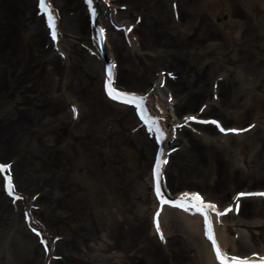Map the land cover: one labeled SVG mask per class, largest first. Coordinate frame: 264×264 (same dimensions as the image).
<instances>
[{
    "label": "rangeland",
    "instance_id": "1",
    "mask_svg": "<svg viewBox=\"0 0 264 264\" xmlns=\"http://www.w3.org/2000/svg\"><path fill=\"white\" fill-rule=\"evenodd\" d=\"M49 1L58 15L56 39L49 35L39 0H0V163L10 165L15 191L25 197L14 203L5 193L0 175V264L44 263L46 250L30 226L45 231L52 255L60 259L51 258L48 264H199L197 250L181 240L182 231L173 229L164 240L154 229L152 212L156 199L149 178L155 165L156 136L148 131L135 107L107 97L101 71L104 58L100 60L96 54L87 4L83 0ZM108 1L115 8L114 15L97 20L110 42L114 85L142 94L162 74L171 81L167 93L174 98L178 93L174 106L177 117L185 112L195 113L202 106L205 109L209 104L205 101L209 100L216 103V111L202 115L222 124V118L229 116L223 111L228 112L231 107L221 96L218 71L203 76L201 69L205 60H214L218 55L214 52L202 57L198 53L199 42L191 47L184 41L194 35L209 8L212 10L217 3ZM220 1L229 9L228 0ZM245 8L244 17L234 16V33L244 35L246 31L247 36L241 45L236 44L227 52L228 65L238 68L237 72L245 56L243 53V59L239 57L241 51L255 57L257 63L253 66L264 68V47L259 48L264 43V12L253 14ZM163 17L167 18L164 24L150 27L143 23L144 18L151 23ZM155 29L159 42L153 34ZM149 36L148 45L140 46L141 39L149 40ZM237 72L221 78L226 77L224 86L229 84V96L243 85ZM196 77L199 82L203 79L200 87L207 90V99L183 109L191 97L181 92L182 82L196 81ZM249 77V82L259 80L257 76ZM260 78L255 89L260 99L254 100L253 106L252 102L238 106L252 107L258 117L248 129L252 135L246 137L251 140L243 152L245 160H241L237 150L224 144L213 147L198 141L200 149L192 151L193 135L177 128V139L169 155L189 149L194 157L179 156L163 169V183L170 195L183 189L196 190L203 196L207 192L209 201L223 208L224 191H228L226 197L232 198L236 190L264 187V73ZM240 92L245 94L243 89ZM104 97L129 109L101 120L93 104ZM252 118L246 116L240 125ZM233 119L236 124L238 120ZM227 125L224 122L222 126ZM211 148L230 163L227 169L217 162L201 160L203 150ZM170 160V156L166 158V167ZM182 167L186 174L180 173ZM223 175L225 178L221 179ZM26 200L31 202L29 220L25 218ZM238 204V211L232 208L223 216L229 240L234 243L241 234L249 235L255 249H261L264 213L244 215L240 210L242 203ZM239 219L256 221L253 226L237 227Z\"/></svg>",
    "mask_w": 264,
    "mask_h": 264
},
{
    "label": "bare ground",
    "instance_id": "2",
    "mask_svg": "<svg viewBox=\"0 0 264 264\" xmlns=\"http://www.w3.org/2000/svg\"><path fill=\"white\" fill-rule=\"evenodd\" d=\"M217 1V2H216ZM48 2H50L48 0ZM212 2L217 3L216 6L212 8L207 12V15H205L202 18L201 25L197 28L196 32L190 39H185L186 45H190L193 47V44H196L197 42L200 43V48H199V54L202 57H206L211 53H216L218 57L216 56L214 60H205L203 62V66L201 67L202 69V75L204 76L205 73H214L216 70L218 71L217 79L219 80V90H222L221 96L224 97V101L227 103V107H231V110L228 112L223 111L224 113H228L227 118H222V122H228L229 125L223 126L226 129H240L241 131L238 132H222L220 131V127L217 125H212L211 123H199L198 121H185V117L187 116H197L198 120H205V121H211L215 120L211 116H203V114L206 113H212L215 112L216 110L214 109L216 104L214 101H209L207 99V90L203 89L202 86L204 84L203 79L199 82L200 79L196 77V81L186 83L182 82L184 86H182V93H188L189 96L191 97L187 105L183 106V109L186 108H191L195 106L200 99H205V102H208L209 104L205 109H203V106L197 110V112H185L183 113L180 117L176 116V111L174 110V106L177 104L175 99H177L178 93L175 96V98L169 93H167V85L171 84V81H169L167 78L164 77L162 74L158 76V78L154 79L152 84L148 86V88L142 93L139 94L142 97H144V110L146 111L147 117H144V121L149 124V121L155 119L156 123L155 124H150L147 126L148 131H150L153 135L159 134L155 130L157 126L162 130L164 133V138L161 139V146H158V154L162 156L163 159L166 158H171L170 162L168 163L167 167L165 164H162L161 170H160V176H162V171L164 168L170 167L169 165L171 164L172 161H175L179 156H185V157H194V153L191 152L189 149H181L180 151H176L172 153L171 155V147L174 145L176 142V134H177V128H182L183 130L185 129L186 131H189L193 136L191 138L193 144L191 145L192 151L200 149L198 144V141L201 144H209L212 145L213 147L217 146H222L223 144L229 148H233L241 154V160L244 159L243 152L245 150V146L249 143L251 139L246 138L252 135L248 129L252 128L253 123L257 122V113L253 112L252 107H238L239 104H249L253 102L256 99L259 98V94L255 92V89L258 88V86L261 83L262 75L264 73V68L262 69L259 64H255L257 66H253V63H257L255 60V57L248 53V52H239V57L243 59V53L245 54L244 56V61H243V66H241V70L238 72L236 69L238 68H233L228 65L229 63V58H227V52L230 48H232L234 45L239 44L241 45L244 42V38L246 35V31H244V35H238L237 33H234V28L235 24L237 21L234 19V16H242L244 17V12L242 10L243 7H246L245 9L251 10L252 13H256L259 11L264 12V0H228V6L226 9L223 5V3L220 0H205L206 5H211ZM90 10V14L93 13V16L96 12V24L93 25L94 27L100 26L103 28L101 25L100 20H97L98 17L100 16H113L114 15V10L115 8L113 5L110 3L108 0H93V3L91 5L88 4V2H85ZM51 4V2H50ZM52 12L54 15L55 19V24L57 25L58 21V15L53 8V5L51 4ZM93 9H95V12H93ZM246 11V10H244ZM210 12V13H209ZM210 19L213 21V23L210 22ZM91 20V19H90ZM165 21H167L166 17L159 18L158 21L154 20L151 23L147 21V18H144L143 23L149 24L150 27L154 23L157 25L159 24H164ZM92 22V20L90 21ZM148 22V23H147ZM208 22V23H207ZM113 23V22H112ZM92 24V23H91ZM114 24V23H113ZM115 26V24H114ZM169 26H173L172 23H169ZM93 27V35L96 38V33L95 29ZM238 28L236 29V31ZM157 30L155 29L154 31V36L157 37L156 40H161L159 36H157ZM124 33L127 34L126 29H124ZM152 33L150 34L153 35ZM104 43H105V48H104V55L101 53V51L97 48V57L101 60V57L104 58V62H113V54L110 46L109 39L107 38L106 32L104 31ZM149 36V40L141 39L140 46H147L149 41H151ZM154 38V37H153ZM159 38V39H158ZM177 41V40H174ZM183 43V42H182ZM127 48V46H124ZM264 47V43H261L260 49ZM133 51L136 52V48L133 47ZM195 50V49H194ZM102 54V56H101ZM263 60V58H262ZM262 62V61H261ZM262 65H264L262 63ZM235 69V70H234ZM105 70V64L103 63L101 65V71L103 74V78L105 80L106 74L104 72ZM233 72H237V74L240 73L242 76L241 85L242 87L240 88L245 90V94H241L240 90L233 92L228 95V89H229V84L227 86H224L226 82V77L224 79H221L223 76H226V74H230ZM253 76L255 78L256 76L259 78V80L255 82H249V79ZM107 79V78H106ZM115 79V77H114ZM252 79V78H251ZM165 80L166 83H165ZM180 81V80H179ZM253 81V80H252ZM252 83V85H251ZM116 87V86H115ZM118 88V87H116ZM119 89V88H118ZM121 91L127 92L125 90L119 89ZM238 90V89H237ZM247 95V96H246ZM263 98V95L261 94V99ZM244 100V103H243ZM228 101V102H227ZM97 106V112H98V117L103 120L104 118H107L110 116H116L119 115L118 110H124V109H129L128 107L118 105L113 101H110L109 99L107 100L105 97L104 99L100 100L96 104H93ZM202 109V110H201ZM243 110V111H242ZM116 113V114H115ZM248 115L253 116L252 119L249 120V122L245 125H240V121L242 119H245L246 116ZM236 118V124L234 123V119ZM218 121V120H216ZM220 122V121H219ZM223 123L220 125H223ZM256 127V126H255ZM253 127V128H255ZM247 131V132H246ZM246 132V133H245ZM246 138V139H245ZM233 139H240L237 143H233ZM159 140V138H158ZM72 141V139H70ZM73 142V141H72ZM163 148L164 154H160V149ZM232 149V150H233ZM205 151L204 153H200L201 155L199 156L201 160H208L209 162H217L218 165L223 166L224 168L227 169V166L230 165L228 161H224L222 159L221 154H219L215 148L211 149H206L203 150ZM155 153V152H154ZM214 153H217V155H214ZM222 153V152H220ZM226 153H228L226 151ZM219 154V156H218ZM236 161V157L234 158ZM3 164V163H0ZM165 166V167H164ZM186 168L182 167L180 170L181 174H186ZM9 172V169H8ZM180 174V175H181ZM154 176V177H153ZM225 176L223 175L221 179H224ZM156 179V172L154 171L149 178V181L151 182L152 185H154L153 180ZM4 181V180H3ZM12 182V181H11ZM220 182V181H219ZM163 184V183H162ZM13 185V182H12ZM14 188V186H13ZM166 188V187H165ZM15 191V190H14ZM167 191V188H166ZM260 193L264 192V187L260 188H255L253 190L249 189H240L236 190L233 192V197H226V194L228 191H224V201L225 204L223 208H220L217 204L209 201V198L207 197V192H204L203 196L201 195L198 191L193 190V189H183L175 193V198H180L183 199L184 202H187L189 204L194 203L192 202L193 196H184L185 193L188 194H193V193H199L203 198L205 203H213L216 205L215 210H208L209 218L211 220L213 232L215 235V239L218 243V245L221 248L222 253L227 254L230 252V248L233 249L234 251L230 252L233 256H240V257H247V258H252L254 260H261L264 259V247L261 249H255V245L251 243V238L249 235H244L241 234L239 236V239L235 241L234 243H231L229 240V235H228V227L226 226L224 219L220 216H217L219 212L223 211L224 209H234V212L236 210L235 205L237 203H242L241 205V212L243 211L244 215H255V214H263L264 213V196L260 195H251V196H242L243 198L239 197L240 199L237 198L238 193ZM21 196H24L23 194ZM255 196V197H254ZM155 199L156 202L154 203V210L152 212V220L153 216L156 213V210L158 208V203L160 200V197L157 196L155 193ZM30 200H26V208L27 211L30 212ZM184 209V210H183ZM182 211L175 209L173 207L169 206H163L162 207V212L159 215V224H160V231L163 232L164 238L169 237V234H171L173 229H179L182 231L184 236L181 238L182 241L188 243L189 246L192 248H195L197 251V257L199 258V264H222L216 259L217 254L213 249V243L210 237L208 236V224L205 222V217L203 216L202 213L196 211L195 209L192 210H186L183 208ZM256 221V220H255ZM255 221H247L243 219H239L236 223L235 226L237 227H242L246 226L248 227L250 224L253 226L252 223ZM248 222V223H247ZM154 221H152V224ZM248 224V225H247ZM258 224V222H257ZM155 225V223H154ZM207 228L206 231L204 229ZM41 231H43L41 229ZM154 232V231H153ZM45 234V231H43ZM155 233V232H154ZM46 237V234H45ZM187 239V240H186ZM165 240V239H164ZM191 241V242H189ZM163 242V241H162ZM47 246L49 248V254H52V249H51V244L47 243ZM244 254H240L239 252H246ZM217 257V258H216ZM44 263L43 264H48L50 259L49 256L44 257ZM58 260H60L58 258ZM58 262V261H57Z\"/></svg>",
    "mask_w": 264,
    "mask_h": 264
},
{
    "label": "snow or ice",
    "instance_id": "3",
    "mask_svg": "<svg viewBox=\"0 0 264 264\" xmlns=\"http://www.w3.org/2000/svg\"><path fill=\"white\" fill-rule=\"evenodd\" d=\"M88 4L91 5L93 3V0H87ZM40 3V7L47 13L48 16V23L49 25H51L53 32L52 35L55 37L56 36V24H55V19H54V15L52 12V8H51V4L48 2V0H39ZM93 12H95V9H93ZM100 33H101V40L104 39V29L101 28L100 29ZM108 92L110 96H113L114 99L117 100H125V102L129 103V104H136L137 107L141 110V115H143V109H144V97L142 96H136L135 93H130V92H124L121 90H118L116 88L113 87V83H112V71L111 69H109V79H108ZM202 110V109H201ZM185 121H198L199 123H211L214 125H217L220 127V131L222 132H238L241 131L240 129H226L224 128L222 125H220L219 121L216 120H211V121H205V120H198L197 116H187L184 118ZM150 124H155L156 120L153 119L151 121H149ZM155 130L157 132L160 133L159 138L163 139L164 138V133L162 132V130L159 128V126H157L155 128ZM160 154L163 155L164 154V150L163 148L160 149ZM162 162H166V161H157L156 165H155V170H156V194L157 196L160 197V199L168 204H173L176 206H179L181 208H185L186 210H192L195 209L196 211L200 212L203 214V216L205 217V222L208 224V236L210 237V239L212 240L213 246L216 249V254L217 257L223 262V264H264V259L261 260H253L247 257H240V256H227V254L222 253L220 246L218 245L216 239H215V235L213 232V228H212V224H211V220L209 218V214H208V210H215L216 205H214L213 203H205L204 198L199 194V193H193V194H188L185 193L184 196H193L195 198V202L194 203H187V202H182L180 199H176V200H166L161 187H160V170H161V163ZM10 165L7 164H0V170H6L9 169ZM8 181H9V185H8V192L10 194H15L14 193V188L12 185V178L9 175L8 176ZM251 195H260V196H264V192H260V193H238V197H242V196H251ZM17 198H21V197H17ZM236 210H239V204L237 203L235 205ZM229 209H225L224 212L229 211ZM218 215H223V213H217ZM159 213H157V222H156V227L157 230H160V224H159V219H158ZM34 231H36L34 229ZM160 238L164 239V235L163 232L160 231ZM45 244H47V241H45Z\"/></svg>",
    "mask_w": 264,
    "mask_h": 264
}]
</instances>
